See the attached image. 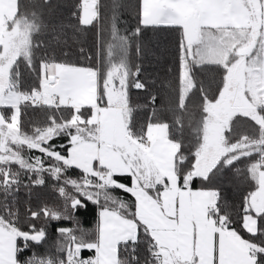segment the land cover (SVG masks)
I'll use <instances>...</instances> for the list:
<instances>
[{
  "label": "snow or ice",
  "instance_id": "1",
  "mask_svg": "<svg viewBox=\"0 0 264 264\" xmlns=\"http://www.w3.org/2000/svg\"><path fill=\"white\" fill-rule=\"evenodd\" d=\"M73 15L92 25L100 17L99 0H82ZM116 21L113 15L104 68L82 66L49 54V42L38 39L47 28L42 13L24 11L21 0H0V264H21L23 248L45 239L46 226L23 230L14 207L19 188L45 185V175L57 182L63 207L29 208L31 220H72L86 200L100 205L99 224L94 238L78 228H57V254L23 264H141V238L149 254L144 264H264V239H254L264 237V0H140L132 33L121 35ZM149 26L181 31V115L172 124L160 121L157 96L149 93L152 114L137 127L129 91L148 92L149 83L130 63L129 49ZM62 29L53 26L54 42ZM21 64L35 75V86L24 88ZM206 65L222 70L216 95L195 79V69ZM197 91L200 116L189 119L194 151L186 154L176 137ZM27 108L46 113L31 132L22 129ZM240 118L251 132L236 128ZM56 138L67 143L57 145ZM253 156L247 167L253 188L238 220L219 189L193 188L197 178L211 182L220 169ZM73 167L82 172L78 179L66 176ZM125 177L130 184L121 182ZM115 190L132 199L114 196ZM237 223L252 238H244ZM85 250L94 255L83 257Z\"/></svg>",
  "mask_w": 264,
  "mask_h": 264
},
{
  "label": "trees",
  "instance_id": "2",
  "mask_svg": "<svg viewBox=\"0 0 264 264\" xmlns=\"http://www.w3.org/2000/svg\"><path fill=\"white\" fill-rule=\"evenodd\" d=\"M82 0H21V6L24 11H37L42 13V20L47 28L41 33L38 39L49 42V54L54 55L60 61H68L82 66H95L104 68L107 62V45L111 41L112 17H117V27L121 35H128L138 26V12L140 0H99L100 17L92 25H81L77 16L73 13H79V6ZM114 5L117 7L114 11ZM56 26L60 30L63 26L62 35L59 43L52 39V28ZM181 40V31L173 26H149L142 27L140 36L131 42L129 49L130 63L139 65L142 69L141 78L149 83L148 92L136 89H130L129 96L132 105L136 108L134 113L137 127L145 125L149 116L152 114L153 105L150 103V95L157 96L155 102V114L160 121L172 124L177 115H181L177 105L178 96V65H179V42ZM141 48L137 53L136 46ZM83 49V52H81ZM66 54V55H65ZM23 73L22 84L25 89L35 86V75L25 70L24 65L20 66ZM133 70H135L133 68ZM222 70L213 65H206L195 69V79L202 83L204 90L211 96L217 94L220 85ZM187 103V114L183 115V129L177 135V139H182L185 152L194 151L192 145L195 143L194 125L189 124V119L198 120L200 116L201 94L199 91L191 95ZM46 119V113L39 109L27 108L22 113V129L31 132L34 126H40ZM239 131L251 132L249 122L240 118L235 123ZM55 144H66L64 138H56ZM30 155H39L33 151ZM257 159L253 156L251 159H243L230 168H222L211 182L201 181L197 178L193 184L194 189L217 188L221 192L222 202L228 206L234 219H239L241 214V205L243 197L252 190L253 185L247 174L248 165ZM81 170L73 167L67 170L66 176L73 179L81 177ZM45 185H32L31 187H20L15 195L14 207L19 211V226L28 231L30 225L35 223L39 228L46 226V237L43 241L31 242L27 248L18 254V258L23 262L26 258L44 257L56 255V245L59 241L57 228L69 227L78 228L86 232L89 238H94L97 230L98 213L101 210L100 205L90 201L85 203L87 207L80 208L74 213L72 220L48 221L41 216L39 220H31L28 216V209L37 210L44 205L50 207H63V198L56 190L57 182L50 176L45 175ZM24 182L27 183L25 176ZM63 181H61L62 183ZM121 182L130 184V178H122ZM72 192L69 186L67 189ZM125 201H130L132 197L122 190H115L112 193ZM3 200L0 194V201ZM11 200V198H10ZM103 204V200H101ZM241 235L246 238H252L245 230L235 225ZM79 235V232L77 233ZM254 239H264L256 237ZM18 245L23 247V241H18ZM146 244L141 238V243L137 249V255L144 264V259L148 258ZM82 255H94V252L85 250ZM127 253L121 249V258Z\"/></svg>",
  "mask_w": 264,
  "mask_h": 264
},
{
  "label": "built area",
  "instance_id": "3",
  "mask_svg": "<svg viewBox=\"0 0 264 264\" xmlns=\"http://www.w3.org/2000/svg\"><path fill=\"white\" fill-rule=\"evenodd\" d=\"M82 256L86 258V257L92 256V255H89V256H84V255H82ZM28 259H30V258H26L25 260H28ZM25 260H24V261H25ZM21 264H23V262H21Z\"/></svg>",
  "mask_w": 264,
  "mask_h": 264
},
{
  "label": "rangeland",
  "instance_id": "4",
  "mask_svg": "<svg viewBox=\"0 0 264 264\" xmlns=\"http://www.w3.org/2000/svg\"><path fill=\"white\" fill-rule=\"evenodd\" d=\"M98 224H99V217H98V223H97V227H98Z\"/></svg>",
  "mask_w": 264,
  "mask_h": 264
},
{
  "label": "crops",
  "instance_id": "5",
  "mask_svg": "<svg viewBox=\"0 0 264 264\" xmlns=\"http://www.w3.org/2000/svg\"><path fill=\"white\" fill-rule=\"evenodd\" d=\"M100 212V211H99ZM98 217H99V213H98Z\"/></svg>",
  "mask_w": 264,
  "mask_h": 264
}]
</instances>
